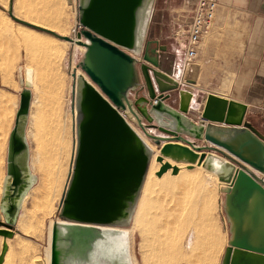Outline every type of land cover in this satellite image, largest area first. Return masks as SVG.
I'll use <instances>...</instances> for the list:
<instances>
[{
	"label": "water",
	"instance_id": "water-1",
	"mask_svg": "<svg viewBox=\"0 0 264 264\" xmlns=\"http://www.w3.org/2000/svg\"><path fill=\"white\" fill-rule=\"evenodd\" d=\"M154 1L77 0V20L83 29L75 44L85 49L78 67L87 79L74 76L75 149L59 218L51 223L49 264H131L129 234L124 227L135 212L153 151L119 111L132 117L159 149L164 142L191 148L198 155L171 160L196 164L223 186L219 191L229 239L221 264H264V181L257 175L264 176V137L244 121V104L214 94L206 96L200 119L190 118L193 93L158 70L155 49L145 41ZM12 2L7 11L11 19L74 42L15 18ZM22 69L0 190V236L4 240L0 264L7 251L6 239L13 237L24 201L37 181L26 137L31 70ZM128 93L134 97L128 99ZM166 167L169 163L161 168Z\"/></svg>",
	"mask_w": 264,
	"mask_h": 264
},
{
	"label": "rangeland",
	"instance_id": "rangeland-1",
	"mask_svg": "<svg viewBox=\"0 0 264 264\" xmlns=\"http://www.w3.org/2000/svg\"><path fill=\"white\" fill-rule=\"evenodd\" d=\"M72 1H73L72 5H68L67 2H65L62 9L56 7L55 8L56 10L55 9L54 10L57 11L56 13L58 15L56 14L53 16L52 11L46 10V13L44 12L45 9L43 6L44 1L41 2L42 6H38V3L40 1L37 0H14L12 13L15 18L21 21H26L28 23H34L38 25L42 24L41 26L43 25L46 26V24H50L48 28H53L54 33L61 36L71 37L73 34L72 29L75 23L78 22L77 0H72ZM0 6H1L0 11L4 12L6 15V17L2 19L3 20L2 26H0V69L2 66L7 67L9 72V77L11 73V78H12V79L10 78L12 82L10 84L11 86L9 85L8 88H5L3 83L1 84L2 78L0 73V80H1L0 92L6 89V91L12 96L14 102V106L12 110L13 113L8 112L7 114L8 117L11 114L10 115L11 117H9L11 119H8L6 117L7 120H5L6 122L4 124L7 126V128L9 126V129L7 131V128L4 126L5 127L4 130L3 127V130L5 132L7 131V133H4V131L1 132L0 130V190H1L2 179L6 171V149H7L8 135L13 127L15 113L17 111L19 104V94L21 88L19 86L18 79L19 77L23 78L22 68L27 67L32 70V83H33V87L31 89L32 100H31V106L29 112V119H28L29 121L26 129V137H27V142L29 144V152H30V163H31V156H33L35 153V146L33 142L34 139L32 138V135L37 130L39 121L41 120L44 121L45 118L46 119L49 118L50 121H53L52 117H50L49 115L55 114L53 118H55L56 116L58 121L61 122L59 124L62 125L63 141L66 144L65 179L62 188L59 192V195L54 201L52 213L49 216L40 218L41 215H37V213H34L32 209V205H33L31 203L33 200L31 199L33 198V194H31L32 192L28 195L29 198L27 197L25 199L15 226V228H17V231H14V233L18 235L17 238L19 239L18 240L19 243L15 245L18 254L16 253L12 254L11 252H9L8 259L11 260L12 263L15 259H18L19 264H25L22 258L28 255L26 254V250L30 248L29 251L31 250L30 251L31 255L38 257L41 260L42 264H49V260L47 261V252L49 249L51 223L58 220L59 218L58 217L59 207H60L61 199L63 197V193L65 191V187L67 185L68 174L71 169V163L75 149L76 137H75V132L73 131L74 122H73V114H72L74 109L73 108L74 94L72 93L71 90H73L74 92L76 91V79L74 76L77 77V74L79 73H82L84 75V73L78 67V64L81 61L83 55L82 53L84 52V50L83 49H82L83 51L80 50L81 48L77 44L76 46L78 47L69 44L67 42H65L67 44H62L58 40L54 41L53 40L54 36L42 31L35 30L31 27L25 26L11 19L7 13V11L9 10V0H7L6 2V7H4L5 9L2 7L3 5ZM154 8H156V10L159 11L160 18L162 16L166 22L168 20V19L166 20V18L170 19V17L167 16L168 12L169 14L173 13L174 18L179 20L171 28L173 31L171 33L172 35L171 38L169 39V43L173 46V48H178L177 51H179V53L177 52V55H175V59H178L179 56L182 55V61H183V46L174 40V33L175 32L182 33L185 31L186 26L190 19V13L187 14L191 9L190 1L189 0H155L153 4V10ZM52 26H54L55 29ZM18 34L21 36H19ZM22 35H23V39L25 38L24 37L25 35L29 36V38L28 37L26 38H28L29 40L31 39V41H29L31 43L28 42L27 44L28 47L25 44L26 42H22L23 41ZM19 37L20 39H18ZM50 38L53 41H51ZM33 40H35V42H33ZM38 41H41L44 44L46 43V45L40 47ZM145 41L150 43V49H155V56L158 58V55L160 54L161 51L158 47L156 48L152 47V43L150 42V36L148 35V30ZM29 44L31 46H29ZM37 47H39V49ZM40 51L42 53H40ZM182 64L180 66V69H177L175 71V73L177 74L175 78L171 77L179 83L180 88L186 85L187 82L189 83V81L187 80L188 76L186 75L189 69L187 71L183 69ZM12 65L13 67H10ZM169 101L173 102V100H169ZM51 109L53 110L54 114L52 113ZM8 120H10V123L7 122ZM128 120L132 123L135 122L133 121V119H131V117L128 118ZM45 122H48L47 124L49 126L50 124L49 120L47 119V121ZM134 124L136 127H138L136 123ZM133 128L136 129L135 127ZM2 133L3 135H1ZM149 141L152 142L150 139ZM157 148L153 146L154 151L155 150L158 151ZM162 162L169 163L167 159L163 157H158V163L157 162L155 163L154 168L149 177L148 185L145 191L146 197L142 208L143 214L140 218L139 226L131 229L133 224V217H134L133 214L129 225L127 227H124L129 232V235H130L129 230H132L131 231L132 234L130 235V242H131L130 245H131V255L132 258L134 259L133 262L135 261V264H185L180 259L181 257L180 254L182 255L188 252L187 248L190 244V241L197 232L193 227V224L191 223H193L194 221H198V219L202 217L201 219L203 218L206 219L207 223L209 222L208 224L211 225V228L213 227L212 228L213 233L219 236V241H220L218 242L219 251L215 264H221L225 250L227 248V242L229 239V223L227 222L224 211L222 209L223 194L220 193L219 188L218 187L216 188L213 182L207 178L206 172L202 170L200 167L188 166L185 168H178L177 166L172 165L173 168L171 170L160 175L159 170ZM191 173L195 174V176ZM32 174H34L36 178L38 177L35 171L34 172L32 171ZM165 175L168 177H166ZM198 175L199 177H197ZM189 176H194L195 178L194 182L191 184L189 183V181H187V178H189ZM179 179L180 180L183 179V180L180 181ZM164 180H170V182L166 183L164 182ZM199 181L201 183H199ZM194 183H196L195 187H194ZM34 186L32 188H34ZM208 192L210 194H208ZM30 196L32 197L30 198ZM210 196L213 197L210 198ZM212 199L213 201H211ZM199 206H201V208ZM27 216L29 218V221L27 220L28 219ZM189 216L191 217L189 218ZM34 221L36 222L38 221V223H35L34 225L35 229L33 228ZM172 221L175 223V226ZM25 223L26 225H24ZM179 223H181V225H179ZM22 225L24 226L22 227ZM167 225L169 226L167 227ZM25 226H28L31 230L33 229L36 230L39 227V230L36 231L35 234L33 235L31 234L25 235L22 231L23 228H26ZM172 231L174 232L172 233ZM175 232H176V237L174 236ZM174 240L176 243L174 242ZM155 241L159 243H155ZM1 242L3 245L4 240L0 236V245ZM7 243H9L10 245L13 242L7 241ZM7 243L6 245L8 246ZM162 245L163 247H161ZM160 248H162L161 249L162 251L160 250ZM171 248H173V252ZM31 263L32 262H29L27 264H31Z\"/></svg>",
	"mask_w": 264,
	"mask_h": 264
},
{
	"label": "crops",
	"instance_id": "crops-1",
	"mask_svg": "<svg viewBox=\"0 0 264 264\" xmlns=\"http://www.w3.org/2000/svg\"><path fill=\"white\" fill-rule=\"evenodd\" d=\"M37 1H40L38 6H42L41 2L44 1V12L52 11L53 16L57 14L55 8L62 9L66 2V0ZM189 1L192 8L193 1ZM13 5L14 0L12 11ZM167 16L170 19L166 18L168 19L166 22L154 8L148 35L152 47H158L161 51L158 55V70L175 78L177 75L175 71L180 69L183 61L182 55L175 59L179 51L178 48H173L169 39L173 31L171 28L179 20L174 18L173 13L168 12ZM186 75L189 83L181 88L193 93L191 105L194 111L189 116L194 122L200 119L199 113L205 97L214 94L244 104L246 106L244 121L264 137V0H219L212 27L208 34L200 39L197 58ZM168 103L174 105V102ZM153 133L159 134L157 131ZM17 236L14 233L12 238L6 239V243L7 241L13 243L10 245L7 243L2 264H19L18 259L13 263L8 259L9 252L18 254L15 248L19 243ZM1 249L2 242L0 252ZM29 249L26 250L28 255L22 258L25 264L41 261L31 255Z\"/></svg>",
	"mask_w": 264,
	"mask_h": 264
},
{
	"label": "bare ground",
	"instance_id": "bare-ground-1",
	"mask_svg": "<svg viewBox=\"0 0 264 264\" xmlns=\"http://www.w3.org/2000/svg\"><path fill=\"white\" fill-rule=\"evenodd\" d=\"M6 2L7 0H0V5H3L2 7H6ZM1 7V6H0ZM5 9V8H4ZM14 16V15H13ZM4 17H6L5 13L0 11V26H2V23H3V20ZM8 19V18H7ZM6 22V21H5ZM26 22V21H24ZM37 22V21H36ZM150 22V21H149ZM28 23V22H26ZM38 23V22H37ZM40 23V22H39ZM29 24H32V25H38V24H34V23H29ZM52 24V23H51ZM42 25V24H41ZM41 25H38L40 27H43L44 29H49V31H52L54 32L53 28H48V26L50 24H46V26H41ZM54 27V26H52ZM55 29V27H54ZM57 30V29H56ZM17 32V31H16ZM26 32V31H25ZM57 32V31H56ZM21 34V33H19ZM18 34V35H19ZM21 36V35H19ZM25 38L23 39V35H22V39L23 41L22 42H26V46L28 44L29 41H31V39L29 40V36L25 35L24 36ZM28 37V38H26ZM36 37V36H35ZM39 37V36H38ZM52 37V36H51ZM37 38V37H36ZM35 38V39H36ZM41 38V36H40ZM20 39V37L18 38ZM43 39V38H42ZM46 39V38H45ZM51 39V38H50ZM49 40V39H48ZM47 40V41H48ZM53 40H58L60 43L62 44H67L68 42L67 41H64V40H59V39H55L53 37ZM51 39V41H53ZM20 41V40H19ZM46 41V42H47ZM50 41V40H49ZM33 42H35V40H33ZM67 42V43H65ZM31 43V42H29ZM40 47H42L43 45L45 46L46 43L44 44L43 42L41 41H38ZM37 43V44H38ZM50 43V42H49ZM24 44V45H25ZM53 44V43H52ZM51 44V45H52ZM55 44V42H54ZM34 45V44H33ZM32 45V46H33ZM48 45V44H47ZM74 46H76V44H72ZM29 46H31L29 44ZM53 46V45H52ZM51 46V47H52ZM55 46V45H54ZM79 46V45H78ZM76 46V47H78ZM28 47V46H27ZM33 48V47H32ZM39 49V47H37ZM36 48V50H37ZM53 48V47H52ZM55 48V47H54ZM81 48V49H80ZM80 50H84V48H82V46H80ZM35 49V48H34ZM49 49V48H48ZM82 50V51H83ZM44 51V50H43ZM48 51V50H47ZM51 51V50H50ZM58 51V50H56ZM40 53H42L40 51ZM84 53V52H83ZM82 53V54H83ZM44 55V54H43ZM47 55V54H46ZM52 55V54H50ZM49 55V56H50ZM50 58V57H49ZM10 67H13L10 66ZM31 70V69H30ZM81 70V69H80ZM51 71V70H50ZM76 71V69H75ZM0 73H1V78H2V82L1 84L3 83L4 87L5 88H8L9 85L12 83L10 78H11V73H10V77H9V72H8V68L7 67H1L0 69ZM78 75H82L84 78H86L85 74L83 75L82 73H79L77 74ZM12 79V78H11ZM87 79V78H86ZM1 81V80H0ZM31 83H32V70H31ZM11 86V85H10ZM32 87H33V83H32ZM32 89V88H31ZM76 92L73 91V94H75ZM13 106H14V102H13V98L12 96L5 90H3L2 92H0V130L1 132L5 130V127L7 128L5 124V120L8 119H11L9 117H11L9 115V117L7 116L8 112H12L13 110ZM52 110V109H51ZM52 113H53V110H52ZM50 113V114H52ZM54 114V113H53ZM73 114V122L75 124V109L73 110L72 112ZM119 114L124 118V120L127 122V124L139 135V137L144 140L147 145L151 148V150L153 151L152 152V157H151V161H150V165H149V168H148V172H147V176H146V181L144 182V185H143V188H142V191H141V194L139 196V200L137 202V206H136V209H135V212H134V217H133V224H132V228H135V227H138L139 224H140V218L142 216V208H143V204H144V201H145V191H146V188H147V185H148V180H149V177L151 175V172L154 168V165L155 163L157 162L158 163V157H160L161 155H164L165 157H168L169 159H167V161L170 163L169 164V167H166L164 170H162V165L164 164L162 162L161 164V167H160V170H159V173L160 175L166 173L167 171L171 170L173 167L172 165H175L177 166L178 168H185V167H188V166H197L196 164L194 165H191L189 163L185 164V163H176L174 161L171 160L170 157H178V156H182V157H186L190 154H194V155H198L196 152L192 151L191 148H189L188 146L184 145V144H181L180 142H164L162 145V148L158 149V151H154L153 149V145L149 142V139L145 136V134L143 133V131H141L140 128L136 127L134 124L128 122V120L125 118L124 116V112H120L119 111ZM55 115V114H54ZM54 115H49L50 117H52L53 121H50L49 118H47L49 120V126H48V122H45L47 121V119L45 118V120H41L39 121V124H38V128L37 130L35 131V133L32 135V138L34 139L33 142H34V146H35V153L33 156H31V169L32 171L36 172L37 173V181H36V184L34 186V188H32V190H30V192L28 193V195L31 193L33 194V198H31L32 196H30L32 200V209H33V212L34 213H37V215H41L40 218L42 217H46V216H49L52 211H53V204H54V201L55 199L57 198V196L59 195V192L62 188V185H63V182H64V179H65V174H66V152H65V148H66V144L65 142L63 141V128H62V125H60L57 119L53 118ZM7 117V118H6ZM43 118V117H42ZM56 122H55V121ZM7 122L10 123V120H8ZM45 122V123H44ZM51 122H52V125H51ZM8 124V123H6ZM134 125V126H133ZM5 126V127H4ZM3 127H4V130H3ZM133 127H135L136 129H134ZM9 129V126L7 128V131ZM65 129V128H64ZM7 131L4 133H7ZM73 131L75 132V129H74V126H73ZM148 131L150 133L154 132L153 130H149ZM3 135V133L1 134ZM215 136L220 139V140H228V138L226 136H223V135H220V134H215ZM4 137H5V134H4ZM76 137V136H75ZM150 144H149V143ZM155 147V146H154ZM159 153V154H158ZM74 154V153H73ZM189 164V165H188ZM199 167V166H197ZM201 168V167H200ZM182 171V170H180ZM184 172V171H183ZM188 172V171H187ZM193 172V171H191ZM205 173V172H204ZM180 174V173H179ZM178 174V175H179ZM183 174V173H182ZM190 174V173H189ZM188 174V175H189ZM193 174V173H191ZM197 174V173H196ZM186 175V174H185ZM195 176V174H193ZM166 176V175H165ZM164 176V177H165ZM194 176H189V178H187V181H189V183H193L195 178ZM206 176L207 178L213 182V184L215 185V187L219 188L220 187H223V186H220L218 181L216 180V177L210 173H207L206 172ZM163 177V178H164ZM168 177V176H166ZM179 177V176H178ZM199 177V175L197 176ZM185 178V177H184ZM194 178V179H193ZM167 179V178H166ZM198 179V178H197ZM200 179V178H199ZM180 180V179H179ZM183 180V179H181ZM180 180V181H181ZM150 182V181H149ZM164 182L166 183H169L170 180H164ZM178 182V180H177ZM176 182V183H177ZM199 183H201L199 181ZM217 183H218V186H217ZM182 184V183H181ZM196 183H194V187L196 186L195 185ZM165 185V184H164ZM173 185V184H172ZM180 185V184H179ZM190 189V188H189ZM187 190V189H186ZM183 191V190H182ZM206 191V190H205ZM210 192V191H209ZM208 192V194H210ZM215 192V191H214ZM203 193V191H202ZM206 193V192H205ZM207 194V193H206ZM27 195V197H28ZM202 195V194H201ZM196 196V195H195ZM209 196V195H208ZM190 197V196H189ZM207 197V195H206ZM213 197V196H212ZM210 196V198H212ZM29 198V197H28ZM203 198V196H202ZM205 198V197H204ZM209 198V197H208ZM149 200V199H148ZM183 200V199H182ZM195 200V199H194ZM206 200V199H205ZM213 201V199L211 200ZM201 203V202H200ZM207 203V202H206ZM213 203V202H211ZM220 205V204H219ZM205 206V205H204ZM213 206V205H212ZM201 208V206H199ZM198 207V208H199ZM190 208V207H189ZM204 208V207H203ZM191 209V208H190ZM147 211V210H146ZM145 211V212H146ZM200 211V210H198ZM212 211V210H210ZM187 212V211H186ZM205 212V210H204ZM172 214V213H171ZM179 214V213H178ZM192 214V213H191ZM199 214V213H198ZM201 214V213H200ZM207 214V213H206ZM181 215V214H180ZM189 215V214H188ZM187 215V216H188ZM26 216V215H25ZM35 216V215H34ZM33 216V217H34ZM175 216V215H174ZM186 216V217H187ZM209 216V215H208ZM30 217V216H29ZM36 217V216H35ZM191 216H189L190 218ZM211 217V216H210ZM23 218V217H22ZM28 218V216H27ZM174 218H177V217H174ZM182 218V217H181ZM199 218V217H198ZM202 217H200V219H198V221H194L193 223H190L193 224V227L195 228V230L197 231L195 236L192 238V240L190 241V244L188 246V252L185 253V254H180V259L182 260V262H184L185 264H215L216 260H217V256H218V249H219V246H218V242L219 241V236L218 235H215L213 233V230L211 228V225L207 223V220L206 219H201ZM34 219V218H33ZM193 219V218H192ZM29 221V218L27 219ZM37 220V219H36ZM173 220H176V219H173ZM184 220V219H183ZM191 220V219H190ZM196 220H197V217H196ZM40 221V220H39ZM142 221V220H141ZM176 221H179V220H176ZM187 221V219H186ZM189 221V220H188ZM27 222V221H25ZM31 222V221H30ZM29 222V223H30ZM155 222V220H154ZM173 222V221H172ZM182 222V221H181ZM35 223H38V221H34V224L33 226L35 225ZM149 223V222H148ZM174 223V222H173ZM184 223V221H183ZM187 223V222H185ZM32 224V223H31ZM168 224V223H167ZM177 224V223H176ZM190 224V225H191ZM214 224V223H213ZM26 225V223L24 224ZM22 225V227L24 226ZM30 225V224H29ZM179 225H181V223H179ZM188 225V224H186ZM169 225H167L168 227ZM174 226H175V223H174ZM214 226V225H213ZM26 228H23V233L25 235L27 234H35L36 231L39 230V227L35 229V226L32 228L33 230H31L28 226H25ZM161 227V226H160ZM173 227V226H172ZM178 228V227H177ZM181 229V228H180ZM139 230V229H138ZM176 230V229H175ZM186 230V229H185ZM130 231V235L132 234L131 231L132 230H129ZM187 231V230H186ZM215 231V230H214ZM174 231H172L173 233ZM129 234V232H128ZM159 234V233H158ZM183 234V233H182ZM130 235H129V254H130V261H131V264H135V261L133 262V258H132V255H131V242H130ZM173 235V234H172ZM160 236V235H159ZM176 237V232H175V235ZM167 237V236H166ZM172 237V236H171ZM180 237V236H179ZM156 238V237H155ZM164 238V237H163ZM152 239V238H151ZM147 240V239H146ZM156 240V239H155ZM160 240V239H159ZM163 240V239H162ZM169 240V239H168ZM173 240V239H172ZM226 240V239H225ZM148 241V240H147ZM150 241V240H149ZM175 242V240H174ZM149 243V242H148ZM155 243H159L157 241H155ZM176 243V242H175ZM161 244H162V241H161ZM174 245V244H173ZM159 246V245H157ZM163 247V245L161 246ZM174 247V246H173ZM166 248V246H165ZM170 248V247H169ZM162 248H160L161 250ZM172 252H173V248H171ZM47 251V250H46ZM162 251V250H161ZM159 251V252H161ZM179 251V250H178ZM155 252V251H154ZM164 252V251H163ZM176 253V252H175ZM180 253V252H179ZM167 255V254H166ZM159 256V255H158ZM49 260V249H48V252H47V261ZM263 264V263H261Z\"/></svg>",
	"mask_w": 264,
	"mask_h": 264
},
{
	"label": "built area",
	"instance_id": "built-area-1",
	"mask_svg": "<svg viewBox=\"0 0 264 264\" xmlns=\"http://www.w3.org/2000/svg\"><path fill=\"white\" fill-rule=\"evenodd\" d=\"M192 8L190 11V19L186 26L184 32H175L174 40L183 46V69L186 71L195 62L198 55V44L202 37L208 34L210 31L216 9L219 6V0H192ZM82 26L76 22L72 29V36L70 37L74 42H68L69 44H75L77 41V34L82 30ZM80 41L86 42L84 38L81 37ZM73 56V55H72ZM73 59V58H72ZM72 72V70H71ZM73 93V90H71ZM128 99L134 97V94L128 93ZM153 103H155L153 101ZM128 120V116L124 115ZM131 119H133L131 117ZM134 121V119H133ZM128 122H130L128 120ZM132 123V122H130ZM135 123V122H134ZM132 123V124H134ZM135 125V124H134ZM264 181V176L257 174Z\"/></svg>",
	"mask_w": 264,
	"mask_h": 264
}]
</instances>
